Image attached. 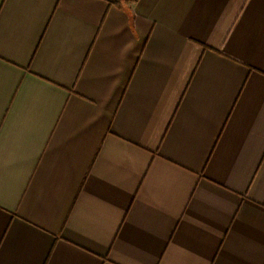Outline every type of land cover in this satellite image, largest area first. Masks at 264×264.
<instances>
[{
  "label": "crops",
  "instance_id": "obj_1",
  "mask_svg": "<svg viewBox=\"0 0 264 264\" xmlns=\"http://www.w3.org/2000/svg\"><path fill=\"white\" fill-rule=\"evenodd\" d=\"M0 264H264V0H0Z\"/></svg>",
  "mask_w": 264,
  "mask_h": 264
}]
</instances>
